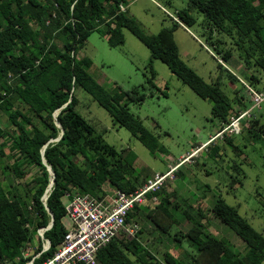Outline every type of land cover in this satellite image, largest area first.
Listing matches in <instances>:
<instances>
[{"label": "trees", "instance_id": "1", "mask_svg": "<svg viewBox=\"0 0 264 264\" xmlns=\"http://www.w3.org/2000/svg\"><path fill=\"white\" fill-rule=\"evenodd\" d=\"M161 1L171 3V0ZM127 2L0 0V113L11 125L9 131H3L0 126V136L3 132L5 137L0 140V264H24L41 249V239H38L34 248L25 255L22 253L25 244L36 234V228L49 222L50 213L51 224L42 231L48 247L33 257L32 263H38L60 245L67 229L64 206L68 193L97 194L105 185L130 190L147 179L132 166L135 156L132 150L122 153L121 148L107 142L77 111V87L106 110L113 124L126 128L148 150L160 147L152 131L127 106L128 102H140L144 93L134 86L117 100L88 71L90 57L77 53L92 30L104 35L109 45H117L122 43L121 29L126 27L148 48L151 57L161 60L198 96L208 99L210 118L217 120L216 131L222 137L209 143L206 152L217 157L225 155V159L230 154L232 170L239 168L234 158L242 155L239 147L242 138L253 140L264 135L261 120L264 102L259 107H251L250 98L251 90H264L261 84L264 78V0H185L184 5L174 7L176 18H172L171 25L161 26L149 34L127 13ZM191 10L202 14L197 23L216 54L210 81H205L180 58L172 37V29L178 21L186 25L196 22ZM234 51L235 59L249 71L245 76L246 84L239 82L225 64ZM148 79L146 81L151 82ZM228 82L234 86L227 87ZM244 110L248 115L241 118L243 121L241 126L239 122L236 132L219 131L231 117ZM246 122L247 134H243L239 129ZM54 137L58 138L52 139ZM6 143L9 152L5 153ZM4 156L10 159L9 164L3 160ZM181 163L175 172L183 176ZM31 168L34 172L24 180V173ZM155 172L158 171L150 176ZM6 175H10V181ZM164 181L151 192L157 202H152L150 192H146L142 202L135 203L128 211L126 220L133 221L131 216L140 214L152 221L159 233L176 226L173 209L180 207L163 191ZM234 181L241 183L240 177L235 176L230 178V186ZM207 200L212 214L244 241V251L240 254L225 239L206 230L200 219L189 213L188 204L182 207L181 215L190 225L184 230L176 228L172 233L173 240L179 242L186 238L193 245L187 244L190 246L187 264H264L262 232L239 212L237 204L226 201L221 193L208 195ZM261 203L264 212V200ZM138 231L137 228L132 234L124 230L115 233L97 250L95 264H158L159 260L153 258L138 239ZM163 260L165 264L181 263L167 250L163 251Z\"/></svg>", "mask_w": 264, "mask_h": 264}, {"label": "rangeland", "instance_id": "2", "mask_svg": "<svg viewBox=\"0 0 264 264\" xmlns=\"http://www.w3.org/2000/svg\"><path fill=\"white\" fill-rule=\"evenodd\" d=\"M184 4L185 0H171L170 4H164L161 0H128L126 9L139 28L149 34L156 32L161 26L171 25L176 18L174 7ZM190 12L196 17V22L186 25L178 21L172 29V37L180 58L205 81H210L214 75L216 54L201 34L200 25L197 23L202 14L196 10ZM121 32L122 43L109 45L104 35L92 30L77 53L90 57L88 71L117 100L123 97L124 91L134 86L144 93L140 102H128L127 106L152 131L162 148L155 147L150 151L126 128L113 124L106 110L81 87L75 89V108L107 142L121 148L122 153L127 149L134 152L131 164L140 176L148 178L152 172L164 171L172 166L162 187L164 192L169 193V200L180 207L173 209L177 224L170 230L159 233V228L152 221L140 214H134L131 219L139 229L138 239L153 254V258L159 260L158 264H165L164 250L170 251L180 264H187L189 248L193 245L186 238L179 242L173 240L172 233L176 228L184 230L190 225L188 219L181 215V210L189 204L187 210L200 219L206 230L222 237L233 250L242 254L244 241L226 223L212 214L210 201L207 199L208 195L221 193L226 201L237 204L239 212L264 236V212L261 209V202L264 200V135L253 140L242 138L239 146L242 155L240 153L234 158L239 166L237 171L230 167V154L225 159V155L217 157L206 152L209 143H215L216 138L222 137L216 131L217 120L210 118V101L198 96L170 72L161 60L151 57L148 48L129 29L123 27ZM235 56L234 51L225 64L234 72L239 82L246 84L248 82L245 76L249 71ZM148 78L151 82L146 81ZM227 84L229 88L234 86V83ZM261 84H264V78ZM140 85H144V88ZM261 106V120L264 122V104ZM242 121L243 119L240 120V126ZM0 126L3 131L11 129L3 113H0ZM247 128L248 122L243 123L239 132L245 134ZM3 134L2 132L0 140L5 138ZM7 145L8 143L3 147L5 153L9 152ZM3 160L10 163V159L5 156ZM180 162V170L185 173L183 176L175 172ZM32 172L34 168L24 173V180ZM9 174L12 173L9 171ZM235 176L240 177L241 183L234 181L230 186L229 180ZM6 179L10 181V175H6ZM151 199L152 202H157L156 196ZM64 221L67 222L68 219L65 217ZM36 235L37 231L32 240L25 244L23 251L29 252L34 248L40 239ZM150 260L153 261L152 258Z\"/></svg>", "mask_w": 264, "mask_h": 264}, {"label": "built area", "instance_id": "3", "mask_svg": "<svg viewBox=\"0 0 264 264\" xmlns=\"http://www.w3.org/2000/svg\"><path fill=\"white\" fill-rule=\"evenodd\" d=\"M250 98L251 107H259L264 102V90H251ZM245 115H248L247 110L231 117L219 131L236 132L240 119ZM171 167L162 173L155 172L152 177L130 190L105 185L101 193L97 194L88 191L68 193L69 197L64 206L68 217L67 229L60 245L35 264H95L97 250L115 233L124 230L132 234L137 229L135 221L126 220L128 211L135 203L142 202L146 192H150L151 198L155 196L151 192L169 175ZM44 228L45 226L36 228L41 239V249L26 260V264H33V257L48 247V240L42 235ZM26 252L22 251L24 255Z\"/></svg>", "mask_w": 264, "mask_h": 264}, {"label": "water", "instance_id": "4", "mask_svg": "<svg viewBox=\"0 0 264 264\" xmlns=\"http://www.w3.org/2000/svg\"><path fill=\"white\" fill-rule=\"evenodd\" d=\"M58 124V123H57ZM59 125V124H58ZM58 137H54V138H52V139H57ZM46 168H47V170L52 174V171H51V169H50V167H49V165H46ZM51 183H52V178L49 180V182H48V184H47V187H46V189L44 190V193L42 194V197L45 199V197H46V195H47V190L49 189V186L51 185ZM51 221H52V215H51V213H50V219H49V222L45 225V228H47V227H49L50 226V224H51Z\"/></svg>", "mask_w": 264, "mask_h": 264}]
</instances>
